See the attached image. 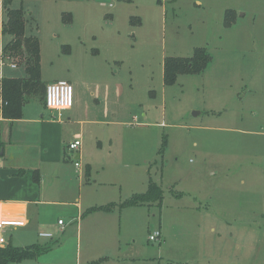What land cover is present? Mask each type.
Returning a JSON list of instances; mask_svg holds the SVG:
<instances>
[{
	"label": "rangeland",
	"instance_id": "obj_1",
	"mask_svg": "<svg viewBox=\"0 0 264 264\" xmlns=\"http://www.w3.org/2000/svg\"><path fill=\"white\" fill-rule=\"evenodd\" d=\"M10 2L40 42L42 82L74 88L62 123L27 104L54 138L39 230L54 239L13 264H264V0ZM199 48L209 66L165 85L166 59ZM151 180L161 204L119 207Z\"/></svg>",
	"mask_w": 264,
	"mask_h": 264
},
{
	"label": "crops",
	"instance_id": "obj_2",
	"mask_svg": "<svg viewBox=\"0 0 264 264\" xmlns=\"http://www.w3.org/2000/svg\"><path fill=\"white\" fill-rule=\"evenodd\" d=\"M2 5L1 0V19L5 15ZM3 21L0 25L1 37H3ZM3 78L11 77L3 74ZM1 102L0 98V223H3L0 227V248L8 245L19 248L31 245L46 246L48 243H41L40 240H53L54 236L43 237L42 233H51L39 232V230L52 227L45 222L44 215L47 217L46 207L52 204L49 201L50 192L46 190L45 183L49 178L48 166L53 164L49 141L54 138L33 130L36 125L44 123L42 119L46 115L45 113L41 115L42 110L28 111L27 103L21 119L9 120L3 117ZM43 109L47 110L45 105ZM58 116L60 119L63 118L60 113ZM71 118L73 117L68 120L70 121ZM62 122L63 119L59 121V123ZM82 146L76 152V160L81 158ZM35 229L34 233L37 237L34 239L32 233Z\"/></svg>",
	"mask_w": 264,
	"mask_h": 264
},
{
	"label": "trees",
	"instance_id": "obj_3",
	"mask_svg": "<svg viewBox=\"0 0 264 264\" xmlns=\"http://www.w3.org/2000/svg\"><path fill=\"white\" fill-rule=\"evenodd\" d=\"M10 4V0H3L5 19L2 34L4 38H8L5 49L20 67H24L26 77L0 79V98L3 117L18 120L22 118L24 107L30 100L38 98L42 102L45 101L46 86L42 82L40 42L36 37L26 35L25 12L22 9H11ZM210 63L211 57L204 48L197 49L190 59L168 58L164 64V83L171 86L176 83L180 75L198 74L203 72ZM163 199V189L151 180L147 192L132 196L119 207L125 209L153 203L161 204ZM114 207L116 204L102 208V210L111 211ZM44 251L45 248L39 245L25 248L8 245L0 248V264L36 260Z\"/></svg>",
	"mask_w": 264,
	"mask_h": 264
},
{
	"label": "built area",
	"instance_id": "obj_4",
	"mask_svg": "<svg viewBox=\"0 0 264 264\" xmlns=\"http://www.w3.org/2000/svg\"><path fill=\"white\" fill-rule=\"evenodd\" d=\"M112 7V4L110 5ZM6 68L16 69L18 64L6 53L5 45L0 44V79H3V71ZM45 105L48 110L55 113H62L63 111L71 110L74 107V88L72 84L67 81H57L52 84L46 85V98ZM82 146V140L76 139L69 144V149L72 152H77ZM75 167L80 168L78 160L75 162ZM60 225L64 223L59 222ZM3 223H0V227ZM41 236L50 238L52 234L42 233ZM162 236L160 231H157L150 235V241H157ZM3 240H1L2 242Z\"/></svg>",
	"mask_w": 264,
	"mask_h": 264
}]
</instances>
